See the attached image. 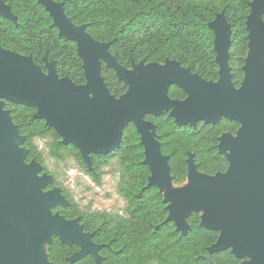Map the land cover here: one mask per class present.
<instances>
[{
    "label": "water",
    "instance_id": "95a60500",
    "mask_svg": "<svg viewBox=\"0 0 264 264\" xmlns=\"http://www.w3.org/2000/svg\"><path fill=\"white\" fill-rule=\"evenodd\" d=\"M39 2L50 11L61 35L78 44L87 84L77 87L69 79H61L62 86L58 87L55 84L60 78L54 64L48 65L47 76L30 57L0 50V222L7 227L25 225L47 239L57 236L64 244H77L82 248L78 258L95 255L97 249L88 242L91 235L80 234L76 225L67 227L62 218L51 214L52 208L68 203L60 191L43 192L51 180L37 179L39 166L33 164L30 169L22 166L27 153L18 155L12 144H21L24 138L3 111V100L36 108L35 119H45L64 139L65 145H73L80 151L88 165L92 154L107 156L120 148L127 126L133 123L142 135L144 164L152 171L149 187H157L163 193L166 174L170 173L169 159L160 153V144L150 133L155 128L146 123L144 117L147 113L160 114L169 109L168 91L172 85H177L191 97L190 102L175 112L180 127L188 122L202 121L211 125L227 119L241 124L238 135L243 139L234 140L228 134L221 137V152L234 154L230 158L226 155L230 162L228 172L209 176L215 178L211 182H205V174L197 172L192 159L188 161L189 178L195 182L196 191L185 197L174 194L166 198L168 203L173 200L178 203L176 208L170 207L169 221L186 232L189 214L226 201L230 212L208 216L204 221L207 226L228 230L213 251H223L234 245L240 256L253 254L254 264H264V25L261 0H254L251 5L252 13L247 23L250 53L244 67L245 82L240 89L232 82L231 29L224 14L213 24L220 80L209 83L176 62L165 66L134 65L141 76L129 73L110 54L109 44L94 41L85 26L77 27L66 17L63 4L52 0ZM0 3V13L12 17L9 8L1 0ZM101 60L131 84L119 100L107 91L100 72ZM0 264L35 263L13 245L0 253Z\"/></svg>",
    "mask_w": 264,
    "mask_h": 264
},
{
    "label": "trees",
    "instance_id": "16d2710c",
    "mask_svg": "<svg viewBox=\"0 0 264 264\" xmlns=\"http://www.w3.org/2000/svg\"><path fill=\"white\" fill-rule=\"evenodd\" d=\"M12 17L0 13V49L20 57H30L42 72L54 64L60 79H69L75 86L87 84L84 61L77 43L64 37L55 26L47 7L39 0H1ZM64 5V13L72 23L85 26L87 33L98 43L109 44V52L124 68L134 65H166L176 62L192 74L209 83L220 80L216 62V31L213 24L225 15L232 26L230 66L233 84L239 88L244 79L243 67L248 55L247 19L253 0H52ZM102 77L109 95L120 98L126 85L114 70L103 66ZM175 97H182L177 92ZM3 109L10 111L27 144L34 138L52 136L51 156L63 160L64 155L76 159L82 170L100 182L99 170L110 165L111 159L120 162L119 192L127 202V215L107 213L84 214L75 203L51 209L53 216L65 222L76 221L84 234L91 235L98 257L88 254L82 258V248L67 245L53 236L47 248L51 264H207L202 259L216 242L218 234L202 229V217L191 213L186 218L190 229L183 232L177 223L169 221L170 204L161 190L149 187L151 168L146 159L140 135L131 124L127 127L122 147L114 154H93L90 165L73 145L61 143V137L45 119H35L36 109L5 101ZM164 157H168L170 176L176 183L184 182L189 171V159L199 172L215 177L226 174L230 162L221 152V137L236 135L241 125L223 119L211 125L179 128L170 118L154 119ZM39 161L30 149L25 163ZM91 165L96 174L91 172ZM39 174V173H38ZM98 174V175H97ZM56 183H49L43 192L51 193ZM220 264H231L229 255H216ZM220 259V260H219Z\"/></svg>",
    "mask_w": 264,
    "mask_h": 264
},
{
    "label": "rangeland",
    "instance_id": "374dc122",
    "mask_svg": "<svg viewBox=\"0 0 264 264\" xmlns=\"http://www.w3.org/2000/svg\"><path fill=\"white\" fill-rule=\"evenodd\" d=\"M261 3H262L261 22L264 25V0H261ZM247 23H248V19H247ZM228 24L230 26L231 36H232V26L229 22ZM249 37H250V33L248 30V40L250 43ZM249 53L250 51L248 50V55L247 58L245 59L244 67L247 63ZM229 54H230V49H229ZM103 66L108 67L107 63L104 60H101L100 62L101 75H102ZM144 66H148V65H144ZM160 66H164V65H160ZM230 68L232 72V67L230 66ZM124 69L129 73L130 72L134 73V70H132V68L129 69L124 68ZM46 75L48 76V74ZM245 78H246V73H244L243 82H245ZM62 83L63 82L60 79V81L56 82L55 85L61 87ZM243 84L244 83H242L241 86H243ZM5 101L6 100L2 101L3 104H5ZM3 111L9 115V118L11 119L13 126L18 129L20 136L24 138L23 143L12 144L18 155H21L23 152L27 153L28 155L30 149L36 151L37 156L39 157L40 160L39 161L33 160L31 164H26L24 162L22 166L26 169H30V167L33 164L39 166V170L37 172V179L39 180L50 179L51 183L55 182L57 186L55 187V190L53 192L62 191L63 197L67 200V202L75 203L79 207L81 212L84 214H93L100 212V213H107L112 215H121V216L127 215V202L125 201V199L122 198L119 192L121 176H120V162L118 161V159H111L110 165L104 166L99 170L98 174L101 175V180L98 183L94 181L88 174H86L82 170L81 166L79 165V163L76 161L75 158L66 154L63 156V160H56L53 156H51L50 153L51 146L55 141L52 136H47L45 138H34L30 144H27L26 137L20 133L18 126L13 121L10 111L7 109H3ZM37 113L38 110L36 109L35 115ZM55 131L59 135L56 129ZM233 139L241 140L243 139V137L239 134L238 136L233 137ZM61 143L65 144L64 139L62 137H61ZM224 143L223 145H225ZM225 153L229 158L234 154L232 151H226ZM91 172L96 174V170L92 165H91ZM203 177L206 183L215 180V178H210L209 176L206 175ZM166 179L167 180L163 188V193L165 194L167 200L170 198L171 195L174 194H178L185 197L194 194L196 191L195 182L189 177L184 182L176 183L167 172ZM44 193L47 194L46 192ZM169 204L171 208H176L178 206V203L175 200L170 201ZM202 209L204 213H218L221 211H229L226 201L220 202L217 206L214 207H203L200 210H198L197 213L202 215ZM65 224L67 227L76 225V229L79 231V233L82 235H86L82 231V225H80L78 222L67 221L65 222ZM52 238L53 236L50 239H47L42 234L35 232L34 230H32L31 228L25 225L7 227L0 222V253L6 251V249H8L13 245H17L19 249L26 256H28L31 260L34 261L35 264H51L48 259L47 248L50 245ZM88 242L92 245L90 240ZM95 256L98 257L97 249L95 251Z\"/></svg>",
    "mask_w": 264,
    "mask_h": 264
},
{
    "label": "flooded vegetation",
    "instance_id": "af4514ba",
    "mask_svg": "<svg viewBox=\"0 0 264 264\" xmlns=\"http://www.w3.org/2000/svg\"><path fill=\"white\" fill-rule=\"evenodd\" d=\"M252 3H254V0H253V2ZM252 3L250 4V6L252 5ZM251 13H252V6H251ZM251 15V14H250ZM249 18V17H248ZM250 44V43H249ZM77 46H78V44H77ZM249 51H250V49H249ZM230 55V54H229ZM230 61H231V56H230V60H229V66H230ZM165 66V65H164ZM246 66V65H245ZM139 67V66H138ZM137 66H134V68H132V70H134V74H136V76H141V74L137 71V68H138ZM109 68V67H108ZM110 69H112V68H110ZM185 69V68H184ZM219 69H220V67H219ZM231 69V68H230ZM112 70H114L115 71V73H116V75H117V77H118V79L120 80V81H122L125 85H126V87L128 88L127 89V91H126V93L128 92V90L131 88V86H130V84L126 81V80H124V79H121L120 78V75L118 76V73H117V71L115 70V69H112ZM244 70V69H243ZM220 71V70H219ZM245 72V71H244ZM131 73H133V72H131ZM231 74H232V72H231ZM195 75V74H194ZM102 76V75H101ZM220 76V75H219ZM263 77H264V69H263ZM103 78V77H102ZM104 79V78H103ZM104 82H105V80H104ZM232 82H233V75H232ZM242 83H244V82H242ZM106 84V83H105ZM242 85V84H241ZM242 86H240L239 88H237V89H240ZM106 88H107V91H109V89H108V86H107V84H106ZM236 88V87H235ZM182 92L183 93V96L180 98V97H175L174 95H175V93H177V92ZM126 93L124 94V95H126ZM123 95V96H124ZM123 96H121L120 98H122ZM115 99H117V100H119L120 98H116V97H114ZM168 99H169V101L171 102V106H170V108L169 109H167V110H162V112L160 113V114H154V113H147L146 115H145V117H144V120H145V122L146 123H149V124H151V125H153L154 126V130H151L150 131V133H151V135H152V137H153V139L157 142V143H159L160 144V153L162 154V156H163V152H162V143L160 142V140H159V135H158V126H157V124L154 122V119H163V118H170V119H172L174 122H175V124L179 127V128H184V127H189V126H193V127H196L197 126V124H199V123H202V121H196L195 123H193V124H191V123H187L186 125H184V126H179L178 125V120H177V116L175 115V112H176V110L180 107V106H182L183 104H186V103H188V102H190L191 101V97L189 96V94L186 92V91H184L182 88H180L179 86H177V85H172L171 87H170V89H169V91H168ZM223 120V119H222ZM221 120V121H222ZM225 120H227V119H225ZM229 121V120H228ZM220 122V121H219ZM204 123V122H203ZM238 123V122H237ZM133 125L135 128H136V126L133 124V123H130L128 126H130V125ZM241 125V124H240ZM127 126V127H128ZM241 128H242V126L240 127V129L238 130V132H240V130H241ZM127 129V128H126ZM126 131V130H125ZM136 131H137V133L140 135V139H141V146L144 148V153H145V147L142 145V135L138 132V130H137V128H136ZM238 132H237V134L236 135H232V134H230V133H227L229 136H231V137H236V136H238ZM125 134V133H124ZM123 139H124V136H123ZM122 145H123V140H122V144H121V147H122ZM120 147V148H121ZM120 148H118L117 150H119ZM116 150V151H117ZM116 151H114L113 153H111V154H109V155H112V154H114ZM109 155H107V156H109ZM146 156V155H145ZM190 159H192L193 160V157L191 156L190 157ZM189 159V160H190ZM195 165V164H194ZM195 167H196V169H197V172L199 173V174H201L202 175V173L201 172H199V170H198V168H197V166L195 165ZM189 177V171H188V176H187V178ZM174 180V179H173ZM163 194V198H164V200H166V196H165V194L164 193H162ZM223 212H230V211H221V212H218V213H204L203 212V209H202V215H200L199 213H197V214H199L201 217H202V229H205V230H207V231H211V232H214V233H216V234H218V237H217V240H216V242L214 243V244H212L208 249H207V254L206 255H203L202 256V259L203 260H205L206 262H207V264H220V262L219 261H217L216 259H215V257H216V255H218V256H220V255H229L230 257H231V264H254L255 263V261H256V258H255V255H253V254H245V255H243V256H240L239 254H238V248L236 247V246H234V245H230V246H228L225 250H223V251H213V248L214 247H216V246H218L220 243H221V241H222V239L224 238V236L226 235V233H227V228L226 227H210V226H207V225H205L204 224V221H205V218L206 217H208V216H217V215H219V214H221V213H223ZM190 229V226H187V228H186V231L187 230H189ZM220 260V259H219Z\"/></svg>",
    "mask_w": 264,
    "mask_h": 264
}]
</instances>
